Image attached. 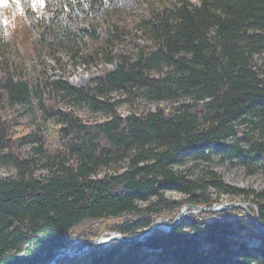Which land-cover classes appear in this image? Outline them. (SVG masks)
I'll return each instance as SVG.
<instances>
[{
	"label": "trees",
	"instance_id": "obj_1",
	"mask_svg": "<svg viewBox=\"0 0 264 264\" xmlns=\"http://www.w3.org/2000/svg\"><path fill=\"white\" fill-rule=\"evenodd\" d=\"M5 3L7 15L28 1ZM29 11L22 16L39 48L54 56L65 48L87 68H103L83 86L65 71L35 80L0 72V163L17 169L0 176V264H42L66 244L113 231L134 237L157 218L171 222L185 203L213 206L211 186L243 194L264 229V189L250 198L209 167L195 180L171 167L188 155L248 165L264 158V61H254L264 53V0H47ZM1 14L0 49L9 34ZM127 38L132 54L122 49ZM115 92L154 108L123 116ZM59 98L109 117L84 122ZM17 103L30 104L37 127L12 138L4 111ZM124 161V171L99 176ZM39 168L48 175L36 177ZM168 186L184 198L166 197ZM154 231L55 264H264V235L242 208L189 212L170 231Z\"/></svg>",
	"mask_w": 264,
	"mask_h": 264
},
{
	"label": "rangeland",
	"instance_id": "obj_2",
	"mask_svg": "<svg viewBox=\"0 0 264 264\" xmlns=\"http://www.w3.org/2000/svg\"><path fill=\"white\" fill-rule=\"evenodd\" d=\"M27 1V4L18 6L19 8H17L13 14L7 13L6 15L3 13L1 14V11H8L9 9L5 0H0L1 25L4 26L3 28H8L9 32L8 41H5L6 44L4 48L0 49V72L9 70L17 76H27L30 79L35 80L39 73L42 74L41 76L58 79L64 76L63 71H65L68 73L69 82L73 85L83 86L89 83L92 77L99 74L103 66L99 65L98 67L93 66L87 68L80 61H74L70 51L65 48L60 50L56 56L50 53L48 50L49 48L46 45L39 48L31 25L29 24L26 26L25 20L22 16V10L23 7H26L27 11L31 9V11H29L31 15L32 11H37L40 8L45 7L47 0ZM191 2L193 4H198L199 0H191ZM139 34H142V32H139ZM122 49L127 54H132L135 51L133 43L129 38H127L122 44ZM254 61L258 65H262L264 61V53L255 55ZM262 77L264 79V73L262 74ZM113 95L114 100L122 101L118 106L117 111L123 116H126L133 110L142 111L147 108H154V105L147 103L142 97H138L134 104H132L126 100L124 94L115 92ZM164 105L169 107V104L164 103ZM58 106L64 111L72 112L84 122L104 121L109 117L105 112H94L85 104H75L62 98H59ZM4 117L11 122L12 129L10 132L12 138H20L28 135L37 127V115L34 109L31 108L30 104H14L13 106L6 108L4 111ZM241 127H245V124H241ZM29 151L30 147L27 146L26 152ZM263 165L264 158L262 156H258L252 165H248L237 157L230 158L228 156H221L219 153H212L208 160L188 155L184 159L174 162L171 167L176 172L183 171L188 178L193 180L198 179L201 175V171L204 168L209 167L215 171L226 184L235 186L244 191H249V197L251 198L253 192H260L264 189ZM126 167L127 161H124L117 166H111L110 168H102L99 172V176H103L105 173L122 172ZM16 175L17 169L12 163H0V176L14 177ZM46 175H48V170L46 168H39L35 172V176L38 178ZM208 193L212 198L218 199V202H246L248 209L249 204L251 203L243 194L239 193L230 195L229 193L219 191L213 186L208 189ZM165 196L171 199H182L185 194L175 189L173 186H168L165 189ZM138 203L140 205L146 204L144 201H138ZM189 212L197 213L199 210L196 208H190L185 213V217ZM169 222L170 221H162L160 218H157L153 224H156V227L163 228V224ZM249 228L251 227L249 226ZM257 231L259 230L257 229ZM232 235L239 239H242L244 236L243 233ZM246 240L249 244L258 243L256 239L247 238ZM78 242H81V240H78ZM75 244L76 242L72 245L71 251H77L83 245L76 246ZM53 264H55V262Z\"/></svg>",
	"mask_w": 264,
	"mask_h": 264
},
{
	"label": "water",
	"instance_id": "obj_3",
	"mask_svg": "<svg viewBox=\"0 0 264 264\" xmlns=\"http://www.w3.org/2000/svg\"><path fill=\"white\" fill-rule=\"evenodd\" d=\"M190 208H196L199 211L203 210H208V211H218V210H225V209H232V208H243L245 211L248 213L250 219L254 223V225L257 227V229L264 235V229L263 227L259 224L257 219L250 213L248 206L246 202H233V201H222V202H217L211 207H205L201 205H194L190 203H185L178 214L175 216V218L167 223L163 224V229L166 231H170L176 224H178L180 221L185 220V213L187 212L188 209ZM154 227H156V224H151L149 227L143 229L140 231L136 236H127L125 234H122L120 232H111L108 235H101L96 238H90L88 239L77 251H70L69 248L74 245V242L66 244L65 246L61 247L49 260L42 264H47L50 262H55L56 258L58 256H63V255H68V256H79L87 253L91 249L97 248L101 244L109 243L112 240H120V241H142L144 237L148 234L154 233Z\"/></svg>",
	"mask_w": 264,
	"mask_h": 264
},
{
	"label": "bare ground",
	"instance_id": "obj_4",
	"mask_svg": "<svg viewBox=\"0 0 264 264\" xmlns=\"http://www.w3.org/2000/svg\"><path fill=\"white\" fill-rule=\"evenodd\" d=\"M69 250L71 251L72 249L71 248H69ZM57 259V258H56ZM47 264H53V262H50V263H47Z\"/></svg>",
	"mask_w": 264,
	"mask_h": 264
}]
</instances>
